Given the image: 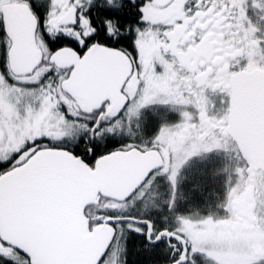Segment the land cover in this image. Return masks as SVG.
<instances>
[{"label": "snow or ice", "instance_id": "1", "mask_svg": "<svg viewBox=\"0 0 264 264\" xmlns=\"http://www.w3.org/2000/svg\"><path fill=\"white\" fill-rule=\"evenodd\" d=\"M0 264H264V0H0Z\"/></svg>", "mask_w": 264, "mask_h": 264}]
</instances>
